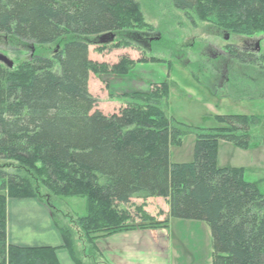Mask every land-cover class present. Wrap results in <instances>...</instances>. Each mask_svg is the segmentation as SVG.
<instances>
[{
  "label": "trees",
  "instance_id": "trees-1",
  "mask_svg": "<svg viewBox=\"0 0 264 264\" xmlns=\"http://www.w3.org/2000/svg\"><path fill=\"white\" fill-rule=\"evenodd\" d=\"M170 2L228 35L260 34L264 42V0ZM142 23L134 0H0L1 37L57 46L49 58L29 54L11 69L0 63V264H58L54 249L6 243L8 199L46 204L75 264H97L99 239L166 228V221L143 212L147 199H163L172 220L207 225L211 264H264V195L244 181L242 169L216 167L218 143L247 149L249 131L261 118L221 116L223 126L196 132L190 162L170 163L184 134L161 108L167 80L146 92L109 94L126 103L118 109L98 107L89 92L91 75L125 76L135 63L127 57L112 66L91 62L88 39L113 34L115 40ZM125 43L123 38L116 47L129 48ZM225 56L253 68L262 62L233 45ZM48 198L84 202L85 216L70 220L76 232L55 220ZM132 199L144 201L134 206L144 214L137 227L126 209Z\"/></svg>",
  "mask_w": 264,
  "mask_h": 264
},
{
  "label": "rangeland",
  "instance_id": "rangeland-1",
  "mask_svg": "<svg viewBox=\"0 0 264 264\" xmlns=\"http://www.w3.org/2000/svg\"><path fill=\"white\" fill-rule=\"evenodd\" d=\"M134 1L142 18V25L132 26L131 29L120 32L117 39L115 38L116 41L107 45L99 44L96 38L88 39V58L91 62L112 66L121 57H127L135 63L125 76H90L89 92L96 99L97 106L118 109L126 103L111 98L109 94L120 97L135 92H111L107 82L111 77H126V81L130 84L128 87L141 88L146 92L151 85L162 83L158 82L161 76H167L170 91L167 103L162 104L161 108L169 120L176 124V128L184 134L182 145L170 151V163L190 162L196 132L223 126L218 119L221 116L241 115L261 118L260 125L249 131L252 141L247 149H239L226 142L218 143L216 167L242 169L244 181L254 184L259 193L264 195V149L261 146L264 138L262 36L257 34L245 38L228 35L207 22L198 21L191 13L178 11L170 0ZM123 38L129 48L116 47ZM230 45L255 54L262 61L257 63L259 67L238 65L233 61L225 60L227 58L225 48ZM56 47V45L31 47L0 36V56L15 66L28 60L29 54L49 58ZM15 53H19V56ZM149 59L155 60V63H138ZM139 65H143L151 72L146 71L137 79L134 76L141 73L136 71ZM133 70L135 71L131 74ZM106 111L109 113L111 110ZM46 201L55 209V220L60 226H68L75 230L76 228L71 227L70 220L85 216L84 202L81 199L48 198ZM143 202L142 199H132V203L126 208L131 216L129 224H133L134 227L140 224L138 218L143 214L135 212V207ZM155 202L145 200V205L149 206L147 208L149 214L165 208L166 202ZM143 212L148 215L144 210ZM149 222L151 221H146V226L154 224ZM173 222L172 263L211 264V235L207 225L197 221L174 220ZM184 222L188 224L183 227ZM77 249L81 250L79 247ZM85 249L88 250L87 247ZM93 257V260L96 258L97 264H104L99 255Z\"/></svg>",
  "mask_w": 264,
  "mask_h": 264
},
{
  "label": "crops",
  "instance_id": "crops-1",
  "mask_svg": "<svg viewBox=\"0 0 264 264\" xmlns=\"http://www.w3.org/2000/svg\"><path fill=\"white\" fill-rule=\"evenodd\" d=\"M161 68H159L160 72L162 71ZM165 69L167 70V68ZM136 71L141 72L134 76L137 79L141 77L140 75H143L142 73L151 72L143 65H139ZM163 72L167 74L166 71ZM166 77L161 76L158 82H165ZM126 79V77H111L107 80L111 92L144 91L141 88L128 87L130 84ZM137 82L141 81L137 80ZM149 200H154L155 203L165 202L163 199ZM148 207L145 205L144 211L150 217L155 218L156 221H166L167 227L123 232L97 240L95 245L105 264H173L172 253L174 254V251L172 250L171 229L174 220L169 218V208L165 204L164 209L149 214ZM5 221L6 243L8 245L54 249V256L58 264H75L64 248L63 238L53 220L51 210L46 204L36 199H8L6 201ZM187 224L188 222H184L182 226L184 227Z\"/></svg>",
  "mask_w": 264,
  "mask_h": 264
},
{
  "label": "water",
  "instance_id": "water-1",
  "mask_svg": "<svg viewBox=\"0 0 264 264\" xmlns=\"http://www.w3.org/2000/svg\"><path fill=\"white\" fill-rule=\"evenodd\" d=\"M114 40V35L113 34H107L99 38V43H111ZM258 48V46L256 47ZM0 63L4 64L8 68H12L13 64L6 58L0 56Z\"/></svg>",
  "mask_w": 264,
  "mask_h": 264
},
{
  "label": "flooded vegetation",
  "instance_id": "flooded-vegetation-1",
  "mask_svg": "<svg viewBox=\"0 0 264 264\" xmlns=\"http://www.w3.org/2000/svg\"><path fill=\"white\" fill-rule=\"evenodd\" d=\"M235 46V45H234ZM242 50V49H241ZM246 52V51H245ZM248 52V51H247Z\"/></svg>",
  "mask_w": 264,
  "mask_h": 264
}]
</instances>
